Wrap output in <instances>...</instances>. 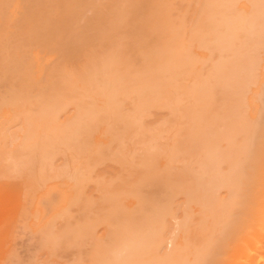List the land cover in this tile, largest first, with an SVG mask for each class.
Segmentation results:
<instances>
[{
  "label": "bare ground",
  "instance_id": "1",
  "mask_svg": "<svg viewBox=\"0 0 264 264\" xmlns=\"http://www.w3.org/2000/svg\"><path fill=\"white\" fill-rule=\"evenodd\" d=\"M13 1L15 2L14 6H17L19 0H13ZM13 1H11V3ZM67 1L68 0H66V3ZM74 1L78 2L79 0H74ZM175 1L178 7L173 6L175 5ZM175 1L172 2L171 0H160V1L157 0L158 3L155 5L156 13H153L154 15L151 13L154 16V18H152L153 20L149 22L152 23V25L151 24L148 25L149 26L148 29L151 32L156 33L158 35L157 42L159 44L158 43H157L158 45L154 44V46L151 45L153 47H151L150 50L148 49L149 53H146L145 56L143 55L145 57L143 64L144 70H142L143 72L139 71L141 70L140 68L137 71H134V73L132 69H131L132 71L128 70L124 72V69L123 71H121V69L117 67L119 65L118 64L119 62H117L119 61V59L116 61L115 59L118 56L122 57V55H118L119 52L117 53L116 51H114V53L117 54L116 58L114 57L115 59L112 56L109 57L110 58L112 57L113 61H115V64L118 65H116L115 68L113 61L112 62L110 61L111 63H113L111 67L110 66L111 63H109L108 61L111 59L108 56L103 55L102 52L103 60L107 58L108 60L106 59V63H109L110 64L109 66L108 65L105 66L106 63L105 64L103 63L104 68L101 71V67L103 66L102 64L103 60H101V62L100 61L98 62L100 63L99 65H101L100 67L98 66L100 68V71H98L99 68L97 66L94 67V65L91 64L92 61L90 62L91 67L93 66L94 70L100 72V74L98 75L99 78L98 76H96L97 78L94 79H88V77L85 78L86 76L84 74L87 73L86 71L85 73L83 71L86 69L85 67L87 65H83V67L85 66L84 67L85 69L83 68V71H81L82 70V68L80 67L81 64H79L80 66L77 67V69H79V71H81V73H83L84 76L81 74L82 76L81 77L79 71H78L79 75L75 76L77 73L76 72L77 69L69 67L70 66L69 65L67 67L71 68V70L68 69L69 70L68 71L66 68L65 69L63 68L66 65L64 63L63 67L54 66L55 68H57L55 69V71H57L58 68L59 70L61 68L63 69V71L67 70L69 74L67 71H65L66 73L62 71L64 75L61 74L62 76L58 77V75H60L58 73L60 72H56L58 74L56 76L58 77L56 80L57 82L56 81L52 82L50 80L51 78L55 77L54 75H52L55 72H53L50 68L52 72L51 73L52 77H50L49 75L48 76L50 77L49 81L51 84L49 85L48 81H47L48 82L47 86L44 85L43 83L42 86L46 87V90L43 89L44 87L42 88L45 91V93L42 92L43 94H41L40 90L38 91L40 92V95H44L46 94V92L56 93L57 95L56 94L54 95L53 93L52 95L49 94V96L54 95V98L56 99L55 101L53 99L54 101L53 104L54 103L57 104L58 101H62L65 103V106H68L66 104L69 103L70 109H73L72 112L70 111V109L66 110L63 107H61V109H58L59 111H57L54 108L55 106L53 107L51 104L46 103L45 102L46 100L44 102L41 101L40 103L39 102L36 103V106L34 104L36 101H34L33 106H35L34 108L35 110H32L31 108L24 109L25 106H23V109H20L21 112L18 113L16 111L19 114L18 115L19 119L16 117V115H4V112H0V156L1 157L3 156V159L0 157V264H40L43 263V261L45 260L46 261L44 262V264H83V263L85 264L86 262H88L89 264H115V262H118L116 264H124V263L126 264V262L128 264H132V262L134 261L133 258L135 259V257L132 256L133 255L136 256L137 254L139 255H137L136 259H138L140 262H138V260H135L134 261L135 263L133 262L134 264H141V262H143L142 264H264V0H197V2L196 0H182L184 1L182 2L183 4L182 6L178 5V3L181 2V0H179L178 3L177 0ZM72 2H73L72 0L69 1V3ZM76 2L75 3L73 2V4L71 5L72 6L75 5ZM111 2L112 0L109 1L108 3ZM93 3L95 2H92V4ZM127 3L129 4L131 3V1ZM36 4L40 5L38 3ZM79 4L81 5V2ZM117 4H116V8H117ZM132 4L134 5V3ZM132 4L131 6L129 5L130 8H128V10L121 6V2L118 5L124 8L125 11L120 7L123 10V12H128L129 9L132 12L134 11L133 9H131ZM31 5L32 4H30V6ZM52 5H54V3ZM87 5L88 4H86L83 7V9ZM33 6L36 7L35 5H32V7ZM70 6H68L69 9L71 8L72 10L73 8V10H75L74 7L77 5H75L74 7H70ZM89 6L90 7L88 6L87 7L88 8L92 7V5ZM151 6L149 7L151 8V11H153L155 8H152ZM190 6L192 7V9ZM8 7L10 6H7V8ZM96 7L97 6L95 5V8ZM101 7L103 8V6ZM189 7L191 11L189 10ZM7 8L5 10H7ZM96 9L93 8L92 12L93 10ZM99 10L100 9H98V11ZM116 11H117L116 13L119 14L118 12L119 10L116 9ZM189 11L192 13L191 15H189L190 14ZM67 12L68 11H66V14ZM109 12H111V10H109ZM33 13H34L33 15L36 14L35 8L33 10ZM49 13L50 12H48V14ZM52 15L53 13L51 14V16ZM123 15L119 16V18L120 17L122 18L120 19V22L117 23V25L118 24L124 25L125 22L123 19ZM126 15H130V12L127 13ZM126 15L124 16L126 17L125 21H129ZM35 16L37 17V15ZM31 17L32 15L30 16V18ZM59 17L62 16L60 15ZM131 17L128 16V18ZM32 18L33 20H31V23L32 21L36 22L35 20L39 21L38 19H35L34 16ZM45 18L43 20L47 21V19L50 20L53 19V16L52 18H49L48 15V17L46 19ZM78 18L80 17L78 16ZM100 18H102V16ZM119 18L117 19L119 20ZM25 19L28 18L26 17ZM39 19L41 20V18ZM50 20H48V22ZM103 20L106 21L105 19ZM95 21L97 20H94L93 22ZM121 21H123V23ZM130 22L131 21L128 22L129 26H130ZM8 23L10 24V21ZM22 23L24 22H22L21 20V24ZM42 23L45 24L44 22ZM53 23L55 26V22ZM112 23H116V20ZM94 24L96 25V23ZM94 24L92 27H95ZM7 25L3 24V27L4 26L7 27ZM28 25L32 26L30 24ZM47 25L48 26L46 27H49V23H47ZM89 25L91 26L92 23L91 24L89 23ZM109 25H107V27ZM26 26L27 24L22 27L25 28ZM41 26L42 24L38 28L35 27L37 30L34 28V30H36L35 36L38 32H40L38 29L40 28L41 30ZM8 27H10V25ZM22 27H20V29H22ZM46 27H44V29ZM50 27H52V24L50 25ZM134 27H136V25ZM28 29L30 30L31 28L28 27ZM6 30L2 29V31H4L2 33L3 35ZM45 31H43V34ZM101 31L99 33H102ZM23 32L26 33V31ZM52 32L55 31L52 30ZM105 32L103 34H105ZM108 32L111 33V31L109 30ZM8 33L10 32L6 31L5 33L6 38L8 36ZM11 34L13 35V33ZM16 34H18L17 31H15V35L13 36L14 38H17V36L20 35V33L17 36ZM1 35H0V42L2 40ZM26 35L25 34L22 35V31H21V35L19 36V38H21L22 36L21 39H23V37H25ZM37 35L44 36L41 34H37ZM47 35L48 36H46L45 39H47V37H49L50 34L47 33ZM55 35L54 36L51 35V36L54 38ZM5 36H2V38ZM57 36L60 37V34ZM57 36L54 39L55 43H56V39H58ZM114 36L116 37V35ZM115 37L114 39H117ZM19 38L15 39V44L17 41L19 42L20 40ZM31 38L33 37L30 36L29 38L30 41ZM11 39L12 37H10V40ZM37 39L39 40V38ZM4 40L6 42H3ZM4 40H2V43L5 44L4 45L5 47L3 46L4 48H1L2 47V43H1L0 50H4L6 52V49L10 45L12 46L13 43L9 42V38ZM27 40H26V44L30 42L29 40L28 41ZM51 42L52 41H50V43ZM6 43H10V44L9 45L7 44L6 46ZM32 43H30V46L28 44L27 47L22 49L21 42H19L20 49H22V51L20 50V55L22 56V59L24 58L23 57L24 55L21 54V52H24V50L26 51L27 48L30 49L29 47L35 45V43L34 44ZM50 43L48 46H46L48 49L49 47H51V45H53ZM22 44L24 45V42H22ZM36 45L38 49L39 47L41 48L43 46L42 44H40L42 46H40L39 44ZM115 45L118 46V44L116 43ZM88 46L89 45H87V47ZM113 46L114 45H112V47ZM34 48L35 50H37L36 47H33L31 48V51H33ZM109 49L110 48H108V51ZM10 50H13V52L17 54V52L15 51L16 49L14 50V45L11 49L9 48L6 53L8 54L11 53ZM88 50H90V48ZM4 51H2V54H0V56L1 55L5 56L6 53ZM47 51L49 52V50ZM60 51L59 53H61ZM13 52L11 54H13ZM92 53H94V51ZM92 53L90 52V55H92ZM8 54H6L5 57L3 56L1 58L4 60L10 57L9 60L7 61L5 60L6 64L4 65H6L7 68L11 67V69L9 70L8 72L9 74L7 75L6 73L7 68L5 66L4 67L1 66L2 69L0 68V70H2L3 72L6 70L4 72L6 74L4 76L2 75L3 77H1V79L3 78L2 80H4V77L6 75L9 77L10 80L12 77L15 78L16 74L18 75L20 74V77L18 75L16 76L17 78L18 77L21 78V76L23 77V75H27V74L29 75L27 71V67L30 66V63L32 64V62H34V61H30L32 59L31 58L32 54L30 55L31 59H25L26 62L30 61V63H28V66L26 65V62L24 60L22 61L21 56L19 57V54L17 56L13 54L14 59H11L13 58L12 55L9 54L11 55L9 56ZM24 54L26 55V53ZM94 54L93 56L96 55ZM90 55L88 56L90 57ZM89 57L87 59H89ZM82 58L85 59L84 56ZM96 58L97 56L95 57V59ZM128 58L130 57L128 56ZM87 59L86 62L88 64L89 61H87ZM121 59L124 60L123 58ZM127 59L125 63L128 62ZM3 60H1V62ZM97 61L98 59L96 60V63ZM130 62L131 61H129L128 64L132 65V63ZM35 64L39 65L37 60H35L34 66H36ZM67 64L69 63L67 62ZM3 68H5V70H3ZM48 68L49 67H47V69ZM12 69L15 70L16 74L13 73L14 71ZM72 69H75V71ZM94 70L93 72H95ZM2 71L0 72L2 73ZM70 71H72L73 75L74 74L75 75L73 76ZM97 71L96 73L98 74ZM138 71L139 73L135 75V72ZM87 72H91L90 68L89 70H87ZM96 73H94V75ZM9 75H12V77ZM28 75L25 77L29 78ZM8 77H5V79L6 78L8 79ZM56 77L54 79H56ZM62 77H65V79L63 78L65 82L62 80ZM59 78H61L62 83L64 82L63 84L61 83V81H59L60 80ZM29 80L31 82L28 83H32L33 79L30 78ZM6 81H2V82L3 83L5 82L6 85L8 83L9 85L10 82H8V80ZM11 81L14 82L13 80ZM22 81L26 82L24 80ZM22 81L20 80V82ZM38 82L36 83L38 84ZM54 82L56 83V85ZM3 83L0 82L2 86L4 85ZM57 83L58 84L61 83V86L60 84L58 86ZM37 84L32 86L34 87L41 86L40 83L38 86ZM12 85L8 87H12ZM13 86L16 87L18 86V84L16 83ZM54 86H56V88ZM62 86H64L63 87L64 89L67 88L69 91L66 89V92H63L64 89L62 88L63 90L57 93L56 91L59 90V88ZM49 89H51L50 90L51 92L49 91ZM52 89L53 90L57 89V90L53 91ZM32 90L33 89H31V91ZM25 91L28 92L27 90ZM0 92L2 93V91ZM26 92L24 94H27ZM9 93H10V89H9ZM48 93L45 96L46 98L44 96L42 98L48 99L47 98ZM12 94H10V97ZM10 97L8 98L10 99ZM21 99H23V96L21 97ZM66 99H69L71 101L67 102ZM49 100L51 102L50 97ZM49 100L47 102H49ZM9 101L13 102V100H9ZM2 102H4V100ZM23 102L21 101V103ZM61 104L63 105V103ZM62 108L65 109L66 112L64 111V113L59 114ZM59 115L63 116V119H61L62 122H60L61 120L60 117H58ZM59 123L60 124L62 123V126L59 125ZM135 148L136 149L139 148L141 150V152H139V150L136 151L139 152V153H135V155H137L136 158H134V156L131 155L132 152H135L133 151L136 150ZM138 154H140V156ZM130 156H132V158H130ZM60 157L64 158V160L61 159ZM138 157H140V159ZM124 158H126L127 164H130L129 166L126 164V162L122 161V159ZM60 159L62 160V162L57 163V161H59ZM86 159L87 160L90 159V161H86L83 163V160ZM92 159L93 161H91ZM138 159L140 160L139 162H137ZM105 160H107L106 162H107L108 170L110 167H112V165L109 167L111 161L113 165H116L118 163L117 165L121 169H124L126 168L125 166H128L132 168V170L133 169L135 170L134 168L135 165V167L137 166L136 168L139 170V172L136 169L137 172L135 171V176H134L133 174L134 172L132 170L128 169L129 171H127V169H124V171H126V173L128 174L126 178V176L121 177L123 176L122 174L124 173H122L118 167L116 168L117 169L116 171L114 170L115 168H113V170L117 173H115V175L113 176L114 174L113 170L112 172L110 171L112 174L108 171L111 174V176H109L108 179L109 181H107L106 178H103V175L100 176L101 174L100 172L99 175L98 173L95 174L96 171L98 170L97 168H100V165L97 163H103ZM91 163H94L95 170L88 171V173H86L87 176L84 174L87 177L86 179L88 181L89 179L93 181V179H96L93 178V175L94 177L98 176V177H102L101 179H105V183L103 182V180H101L102 181L101 182L100 179L95 181L101 183L100 185L101 189H103V192L106 191L107 194L109 193V198L111 196H114V198L111 197L112 203H114L113 199L115 200V198H117L113 206L116 205L119 208V209L117 208L118 211L121 210L120 209L121 208L120 206H122L121 204H123L122 210L124 208H126L127 210L128 208L127 211L124 209L123 211L119 212V215H121L120 213L126 211L125 213L127 219L126 218L125 219L127 221L124 219L125 216L121 215L123 221L125 220L126 223L128 222L129 213L127 214V212L129 211L132 214L134 213V211L137 212L136 209L140 210V211L138 210L139 213L141 211L142 212L144 211V216L141 212L142 215L141 217L140 215H138L139 214L138 212L137 214H134L132 216L130 215V217L131 218L133 217V219L135 215L138 218H135L137 219V222H134L135 219L133 221L130 218L133 224L131 222V225L128 223L127 226L129 227L131 226V228L134 227L135 229L132 228L133 231L131 230V228L129 229L132 232H134V234H136L135 230L137 229L136 231H138V228L140 230L141 226L145 224V221L143 220L149 221L148 222L149 225H143L141 234H139V236L138 235L135 236L136 238L138 236L139 239H137V241L138 242L140 241L141 244H138L136 241L135 243L134 242L132 243V241L131 243H129L125 238L127 244L129 243L128 245L132 248L133 250L132 252L126 246H125L126 247L125 252L122 251L124 253L118 252L122 250V249L121 250L117 249L119 248L117 246V244L120 243L118 242L119 239L123 240L122 237H124V234L125 233L127 234V231L129 232L128 227H127L128 230L127 231L125 230L126 231V232L124 231L125 233L123 232L124 230L123 228L124 226H126V224L125 222L122 223L121 216L118 217L117 216L118 214L116 215V218L118 217L117 220L119 218L120 220L117 221L119 223L115 222V224L117 226L119 225V227L122 225V227H120L121 230L119 227H117L116 225L115 226L116 228H118V230L124 233V234L122 233L123 236L120 234L122 236L121 237L117 232H116L117 234L116 233L113 234V232H111L113 235L116 234V236L119 235V237H121L118 239L117 236L116 239L118 240H116L112 236L118 243L114 241L112 237L109 238L112 239L113 242H116V244L113 243L114 245L110 243V240H106V243H104L105 241H102V243L104 244H107V242L109 241L108 243L111 244V247L109 248L113 249V253L111 249L109 248L107 249L108 247L107 245L106 246L104 245L106 249H103L104 247L101 246L103 244L99 243L100 239L99 242L96 241L98 244L96 243V245L94 246L92 245V247L90 246L91 250L96 249L94 250V252H96L94 254H92L93 252L91 253V251L87 249V247H83L87 245L86 242L84 243V245H81L80 243V242L83 243V239L87 240V236H89L88 238L91 239L92 235L93 234L95 235L94 232H95L96 223H93L94 219L92 220V218L96 216L94 212H93V217L89 218V220L92 223H90L88 218H86L85 220V215L83 217L81 216V213H79V211L80 212L86 211V217L87 216L89 217V215L92 216L91 214H89V210L88 209L84 210L85 208L83 207L86 206L87 204L88 205L90 204V206L93 205L92 203H94V201L92 202L91 199L90 201L91 203L90 202H88L87 204L85 203L86 205L83 204V207L75 206L76 204L81 206L83 203L82 202L81 204H78L79 202L76 201L77 198L81 196L80 190L82 189V187L80 188L81 183H78L77 176L80 177L78 174H80V171H82L80 169H82L83 167H86L85 169H87L88 167L89 168L88 170H90V168L94 166ZM130 171L132 172V174ZM84 172L87 171L85 170ZM89 172L91 174H89ZM137 173L139 174V177L138 175H136ZM171 175H172L171 179H173L174 177V181L177 182L179 181V178H181L180 182L186 180V182H188V185L184 187L181 184V189H180L179 187L180 184L177 186L179 182L175 183L173 181L172 184H169V182H167L168 185L163 184L164 186H166V188L164 187L163 190V186L162 184H160L159 179H161V182H166L169 180L168 178H170ZM112 176L118 177V178L115 177L116 179H118V182L114 181L116 179L112 178ZM133 176L135 179L133 178ZM123 179L126 180L125 183ZM111 180L117 183H113L112 185ZM148 181H150L149 184L147 183ZM122 182L124 185L122 184ZM138 182L139 183L141 182L139 186H138L139 184ZM151 182L152 183L154 182L153 184L155 185L153 186L156 189L159 188L160 191L154 190L153 193L151 189L149 190L151 186ZM155 182H159L160 185H157L158 183L156 184ZM102 183L104 184L102 185ZM90 184H92V182ZM142 184H146V185L148 184V186L150 185L149 187H147L148 192L151 191L150 194L147 192V190H144L147 192V194H145L144 196L151 195L152 197L150 196V198L152 199L155 195H157V198L154 197L155 199H152L150 201L151 203H153V205L155 203L158 205H160V203L162 204V202H160L159 200H164V198L161 197V193H165V192L167 193L165 195L166 197L164 196L165 197L164 202H169L171 200L170 198L173 199L177 198L179 202H177L178 201L177 199L174 201L172 199L171 201L173 202H171L172 204L170 203V205H172L171 207L170 205H168V203H166L168 207H170V209H167L168 207L162 208L160 207L161 205L159 207L156 205L157 209L159 210L156 211L154 210L155 208L153 209L155 211L154 213L156 214L155 217L151 215L150 213L151 211L150 212L149 210L147 211V209L151 208L150 206L152 207L154 206L147 205V207H150L147 208L145 206L146 204L143 201L145 200L143 199V197L138 198L139 196H134L137 194L140 195L139 194L140 190H138V187L140 189L142 187H146V186H142ZM92 185H94V183ZM88 186L90 187L91 185L88 184ZM168 186H170L171 188ZM94 188L95 187L91 189V192L93 190L95 191ZM172 188H177V189L175 190L173 189L172 191L171 190ZM182 188L184 191L182 190ZM168 191L170 193L172 192V194H170ZM167 194H170L169 196L170 198L168 197ZM84 196L85 195L82 194L81 198H85ZM133 197H137L138 200L134 199ZM148 197L149 196H147V198ZM181 197H183V199ZM158 198L159 200H157ZM166 198L168 199V201L166 200ZM119 200L121 202L120 204L118 203ZM124 201L125 203L127 202L125 206H124ZM75 202L77 203L75 204ZM137 202L139 204L138 206L139 208H137ZM71 204H73L74 206L73 205L72 206L76 207V209L72 208V209H68L67 211V208L70 207ZM88 205L86 207L90 208V206ZM116 206L114 207L116 208ZM77 207L81 209L78 211ZM82 208L84 211L82 210ZM73 209L75 212L78 211L79 213L78 216H80L79 220L82 221L81 223H83L81 217L84 218V223L85 222H89V223L86 224L83 223L81 225L78 222L79 220L78 221L70 220L73 221L75 224L74 223L71 224V222L69 221L70 224L68 223L69 224L68 229L65 228L66 226H64L63 224L61 225L57 224L61 226L59 227V233H58L60 235L59 236L57 235V237L63 236V234L65 233L63 229L65 228L66 233L64 234V236L67 235L68 231H69L68 234H72L73 236H75L74 239L73 237L71 238L72 235L69 236L70 238L69 237L67 238L66 236L65 238L63 236L67 240V241L65 240L66 243L69 241L68 244L70 245V247L71 245L73 247L77 245L79 246V248L83 247L86 250H89V252L92 255L91 256L86 255L87 257H89L88 260L85 259V262L81 261L84 258L80 259V255L76 253L79 250V248L76 246L78 250L76 248L75 249L77 251H73L75 250L73 248L72 252H68V253H72V255L76 253V256L79 255L78 256L79 259H77V257H76L77 260L72 259V257H70L71 254H68L71 261L70 262L65 261L64 257L67 253V250L69 251L70 247L68 244H67L68 248L66 247V244L63 245L62 243H65V241L64 239L62 240L61 238L60 239L62 240V243H59L60 244L58 245L59 248H57L56 251L59 252L60 255L57 254L59 255V257L56 256L58 257L56 259L55 257L56 249H54V255H53V250H48V249L46 250V246L48 247V244L44 243L45 241L41 239V237L44 236V234H41L42 236L35 235L41 237L35 238V240L33 241L36 242V243L34 242V246L36 244L38 247L41 246L40 247L41 249L43 247V250L45 248V250L43 251L45 253H42L41 252L42 250L37 248V246L35 247L31 246V248L28 246V244L29 245L33 244V243H29V240L32 239L31 237L32 234L31 233L29 234L28 231V230L32 231L33 225L37 223L39 228L40 227L39 225L42 224L43 227L41 228H43L45 232L44 227L45 226L47 227V225L51 223L50 221L54 219H60V217L58 218L56 217L57 214L64 212L63 214H67L65 216L67 219V216L69 218V215L70 217H72ZM161 209L166 210V211L164 210L165 214H167L168 212L169 213L167 215L162 216ZM94 211L96 212L97 210ZM48 212L53 213L51 218L55 216L54 219L52 218L51 220V218L48 217ZM68 212L70 213L68 214ZM106 212L109 213L108 210H106L104 213L106 214ZM111 212L112 211H110V216L114 217L111 214ZM146 212L149 218L151 216L154 218V221L156 218L158 220L159 219L158 217H160L159 215H161V218L159 219L160 223L156 220L158 222L157 225L154 223V221H151L152 223L150 225L151 218L150 220L149 218L143 219L147 217L145 216ZM154 213L152 212V214ZM168 215L170 216V218ZM110 216L109 218H107L108 220L112 219ZM66 219H61V221ZM107 219L104 218V221ZM141 219L143 220L141 221ZM165 219L167 220L166 222ZM67 221H65V223ZM163 221L165 222V224L167 223L168 225L167 224L162 225L164 223ZM55 222H58V220H56ZM62 222L64 223V221ZM111 222L113 223V221ZM142 222L143 224L140 225V223ZM76 223L79 224V225L77 224L78 227L81 226V228L79 229L81 231H82V226L85 225L82 234L78 233L79 231L78 229L73 228L75 227L74 225H76ZM90 224H93L94 227H92V225L90 226ZM135 226L138 228H136ZM48 227L50 226L48 225ZM56 228H58V226ZM56 228L55 231H57ZM70 228L71 229L73 228L72 231L74 232L77 230V232L76 233L71 232ZM89 230L90 231L92 230L93 234ZM36 231L37 230H33V232ZM38 231L37 233L40 234ZM62 231L64 232L63 234H61ZM131 231L128 233L129 235L127 234L129 239H131L130 238ZM26 232L28 233L26 234ZM102 232L104 233V231ZM25 234H26L25 242H28L27 245L24 244L25 242L23 240L25 238L24 237ZM28 234L31 237V239L29 240L28 238L30 237H28L29 236ZM85 234L86 236L84 238ZM132 234L133 233H131V235ZM47 235L48 233L46 232L45 236ZM52 235L51 237H53ZM127 235L125 236L127 237ZM22 236L24 238H22ZM32 236L34 237V235ZM77 237L80 238L78 239L77 242L78 244L74 243L77 241L76 240ZM47 238H50V236H47L46 239ZM38 239H40V241L43 242L37 243ZM70 241H72L73 244L72 243L70 244ZM54 242L57 243L58 241L56 242L54 240ZM55 243L53 244L55 245ZM127 244L125 242L122 243L123 245L122 248H124V245ZM137 244L138 246L142 247L141 251L139 250L141 247L138 248ZM23 245H26L29 248H26V246ZM61 245L64 246L62 250H60L62 247ZM18 246L23 247L22 249L24 250V252L22 251L21 248H18ZM114 246L117 249V253L119 254L126 253V255L124 256L121 255L122 259L121 258L119 259L118 257L117 261L115 260L117 253ZM35 248L36 250L38 249L40 250V253L42 254L41 256L47 255L46 256L47 259L45 257L44 258L45 260L42 261L43 257L41 259L39 258L41 256L36 254L38 253L39 250L36 252ZM65 248H67V250ZM135 248H137V250ZM29 249L32 253L34 251L36 253L35 252L34 254L30 253ZM85 249L84 252L86 251ZM128 249L130 250L129 252L130 254L126 252L128 251ZM134 250L135 252L139 251L140 253L137 252V254H134L133 253ZM27 251L29 253V257L28 254H26ZM87 253L88 252H86V254ZM131 253L133 255H131ZM81 255L85 257L84 254ZM33 256L36 258L38 256L37 258L38 260H36V258H34ZM61 257L65 262H61L62 260L58 261L59 259H62ZM123 258L126 260H124ZM39 260L42 262L38 263Z\"/></svg>",
  "mask_w": 264,
  "mask_h": 264
},
{
  "label": "rangeland",
  "instance_id": "2",
  "mask_svg": "<svg viewBox=\"0 0 264 264\" xmlns=\"http://www.w3.org/2000/svg\"><path fill=\"white\" fill-rule=\"evenodd\" d=\"M3 0H0V21H1V24H0V35L4 32V31H2V29L3 30H6L7 28V30L6 31H9L10 33H8V36H7V38H6V36H5V33H6V31H5V33H4V35L2 34L1 35V39L2 40H4V39H8L9 38V42H11V43H13L12 44V46L10 47H8L7 49H6V52H7V50L10 48H12L13 47V45H14V50L17 52V54H15V52H13V50H10V52L12 53L13 52V54H15L16 56L19 54V57L21 56L20 55V50L22 51V49H24L25 47H27V45L29 44V46H30V43H32V44H34L36 41H38V42H36L35 43V45L34 46H32V44H31V46L32 47H29L30 49H28L27 48V52H28V55H27V52L24 50V52H21V54H23L24 56V58L22 59V56H21V59H22V61L24 60L25 62H26V60L25 59H31L30 61H34L35 62V60H37L38 61V64L39 65H36V66H34V62H32V64L30 63V61L29 62H26V65L28 66V63H30V66H32V67H30V66H28L27 67V71H28V73H29V78L28 77H25V76H27V75H23V77L21 76V78H19L20 77V74L18 75V74H16L15 73V70L14 69H12L13 71H11V72H13V73H15L16 75H15V78H13L12 77V75H9V76H11L12 78H11V80H13L14 82H12L10 79H9V77L7 76L9 73V70L11 69V67L10 68H7L6 67V65H4V64H6V61L7 60H9V58L10 57H8V58H6V59H2L1 57H3L4 55H1L0 56V68L2 69V67H6L7 68V71L5 70V68H3V70H5L6 71V73H7V75L5 76V77H8V79L6 78L5 79V77H4V80H2L1 79V77H3L6 73H4L2 70H0V71H2V73L0 72V82L1 83H3L2 81H6V80H8V82H10L9 83V85H8V83H7V85L8 86H11L12 84L13 85H15L16 83L18 84V86H13L12 85V87H8L6 84H5V82L3 83L4 85V87L2 86V84H0V89H2V90H0V91H2V93L0 92V99L3 101L4 100V102H2L1 100H0V102H2V103H0V112H4V115H16V117L18 118V113L19 112H21L20 111V109H23V106H25L24 107V109H28V108H31L32 110H35L34 108H35V106H36V103H40L41 101L42 102H44L45 100V102L46 103H49V104H51L57 111H59L58 109H61V107H63V108H65L66 110H68V109H70V106H69V103L68 104H66V105H68V106H65V103L64 102H62V101H58L57 102V104L56 103H54L53 104V102L56 100L55 98H54V95L56 94V93H54V92H52L54 95L53 96H49V94L50 95H52V93H48V92H46V94L48 93V99H44V98H42L43 96L45 97L46 96V94H44V95H40V92H41V94H43L42 92H44L45 93V91L43 90V89H45L46 90V87H44V86H42L43 85V83H44V85H48V82H49V85L51 84L50 83V81H56L57 80V78L59 77V76H62L61 74H63V72L64 73H66L65 71H67L68 69L69 70H71V68H69V67H72V68H75V69H77V67H79L80 65L79 64H81V68H82V70L81 71H83V68L85 67H83V65H87L85 68L87 69V70H89V68H90V71L91 72H87V70L85 69L83 72L85 73V71H86V73L87 74H84L86 77L85 78H87L88 77V79H94V78H97L96 76H98L99 74H100V72H98V71H100V66L101 65H99L100 63H98L99 61L101 62V60H103V55H105V56H112L113 58L115 57L116 58V56H117V54L116 53H114V51H116L117 53H118V55H122V57L121 56H118L116 59H115V61L116 60H118L119 59V61H117V62H119L118 64H115V61H113V58L111 57H109L111 60H108L107 58V60L109 61V63H111L112 61H113V63H114V65H115V68H116V65H118L117 67H119V69H121V71H123V69H124V72L125 71H130L131 69L133 70V73H134V71H137L139 68L141 69V70H139L140 72H143L142 70H144V66H143V64H144V59H145V55H146V53H149V50L151 49V47H153L154 46V44L155 45H158L159 43L157 42L158 40H157V38H158V35L156 34V33H153V32H151L149 29H148V25H152V23H149V22H151L153 19L152 18H154V14L153 13H156V4L158 3L157 2V0H141L142 1V3H141V1L140 0H120V2H121V6L122 7H124L125 9H127L128 10V8H130V6H131V4L132 3H134V5L132 4V7H131V9H133L134 11H130V9H129V11L128 12H123V10H124V8H122L120 5H118V4H120V2H119V0H112V4L111 3H108L109 1H111V0H82V1H78L79 3L81 2V5L78 3V2H76V1H74V0H72L74 3L76 2V4L75 5H77V6H75V5H71V4H73V2L72 3H69V1H71V0H68L67 1V3H66V0L64 1V0H36V1H38V2H36L35 0H19V3L17 4V6H14V4H15V2L13 1V0H11V1H13L12 3H11V1L10 0H4L3 2H2ZM7 1H9V2H7ZM25 1V2H24ZM33 1V2H32ZM48 1V2H47ZM64 1V2H63ZM85 1V2H84ZM87 1V2H86ZM114 1V2H113ZM131 1V3H127V2H130ZM147 1H149V2H147ZM153 1H155V2H153ZM158 1H160V0H158ZM172 2L173 1H175V0H171ZM7 4H6V3ZM34 2H36V3H38V4H40V5H37L36 3H34ZM90 2V3H89ZM92 2H95V3H93L92 4ZM139 3V5H138V3ZM151 2V3H150ZM179 2V0H177V3ZM182 2H184V1H182L181 0V4L180 3H178V5H180V6H182L183 4H182ZM196 2H197V0H196ZM54 3V5H52ZM118 3V4H117ZM150 3V4H149ZM22 4V5H21ZM30 4H32V5H37L36 7H32V5L30 6ZM45 4V5H44ZM71 6H70V5ZM78 4H79V6H78ZM86 4H88L87 6L88 7H90L89 5H92V7L91 8H88L87 6V8L85 7L84 9H83V7L85 6ZM101 4V5H100ZM116 4H117V8H116ZM124 4V5H123ZM125 4H127V5H125ZM137 6H136V5ZM151 4H152V6H151ZM174 4V3H173ZM198 4V3H197ZM13 5V6H12ZM60 5V6H59ZM64 5V6H63ZM95 5L97 6L96 8H98V9H100L99 11H98V9H96L95 8ZM130 5V6H129ZM142 5V6H141ZM154 5V6H153ZM194 5V4H193ZM7 6H10V7H8L7 8ZM12 6V7H11ZM43 6V7H42ZM49 6V7H48ZM57 8H56V7ZM66 6V7H65ZM68 6H70V7H74L75 8V10H73V8H72V10H71V8L69 9V7ZM101 6H103V8L101 7ZM109 6V7H108ZM144 6V7H143ZM149 6H151L152 8H155L154 10H155V12H154V10L153 11H151V8L149 7ZM174 7H178L177 6V4H176V1H175V5H173ZM187 6V5H186ZM192 6V5H191ZM190 6V7H191ZM2 7V8H1ZM5 7V8H4ZM26 7V8H25ZM41 7V8H40ZM51 7V8H50ZM58 7H59V9H60V11H59V9H58ZM77 7H79V8H77ZM106 7V8H105ZM108 7V8H107ZM118 7H119V9H118ZM123 9H121V8ZM184 7V6H183ZM190 7H189V10H190ZM193 7V6H192ZM192 7H191V9H192ZM7 8V10H5ZM29 8V9H28ZM30 8H31V10H30ZM33 8V9H32ZM34 8H35V15H37V17L35 16V15H33L34 13H33V10H34ZM68 8V9H67ZM96 9V10H93V12H92V9ZM102 8V9H101ZM104 8H105V10H104ZM112 8V9H111ZM117 10H119L118 12H119V14L118 13H116L117 11H116V9ZM150 8V9H149ZM49 9H50V11H49ZM52 9V10H51ZM111 10V12H109V10ZM41 10V11H40ZM45 10H46V12H45ZM54 10V11H53ZM76 10H79V11H76ZM82 10V11H81ZM149 10V11H148ZM4 11V12H3ZM39 12V13H37V12ZM66 11H68L67 12V14H66ZM94 11H96V12H94ZM106 11V12H105ZM115 11V12H114ZM125 11V10H124ZM191 11V10H190ZM189 11V12H190ZM7 12V13H6ZM41 12V13H40ZM44 12V13H43ZM48 12H50L49 14H48ZM53 13V19H47V21L46 20H43L45 17L47 18L48 17V15H49V18H52V16H51V14ZM64 12V13H63ZM73 12V13H72ZM81 12H83V13H81ZM98 12V13H97ZM121 12H122V14H121ZM130 12V15L133 17H131L130 15H126L127 13H129ZM135 12H136V14H135ZM140 12V13H139ZM192 12H193V10H192ZM26 13V14H25ZM107 13V14H106ZM123 13H124V15H123ZM126 13V14H125ZM138 13V14H137ZM149 13V14H148ZM153 15H152V14ZM21 14H22V16H21ZM24 14V15H23ZM47 14V15H46ZM87 14V15H86ZM90 14V15H89ZM115 14V15H114ZM192 13L190 12V14L189 15H191ZM3 15V16H2ZM32 15V17L34 16V18L35 19H38L39 21H37V20H35L36 22H34V21H32V23H31V20H33V18L31 17L30 18V16ZM62 16V17H59V16ZM86 15V16H85ZM100 15V16H99ZM121 15H123V19H124V25L122 24L123 23V21H121L122 23V25H120V24H118L117 25V23H119L120 22V19L122 18V17H120L119 18V16H121ZM127 16V19L129 20V21H131L130 22V26H129V21H125V19H126V17H124V16ZM24 16H26L28 19H25L26 17H24ZM58 16V17H57ZM78 16L80 17V18H78ZM97 16V17H96ZM102 16V18H100ZM128 16L129 17H131V18H128ZM139 16V17H138ZM7 17V18H6ZM70 17V18H69ZM83 17V18H82ZM135 17H137V18H135ZM13 18V19H12ZM39 18H41V20L39 19ZM45 18V19H46ZM55 18H56V20H55ZM92 18V19H91ZM100 18V19H99ZM117 18H119V20L117 19ZM151 18V19H150ZM90 19H91V22H90ZM99 19V20H98ZM103 19H105L106 21H104ZM132 19V20H131ZM134 19V20H133ZM137 19V20H136ZM17 20V21H16ZM21 20H22V22H24V23H22L21 24ZM25 20H27V21H25ZM48 20H50L51 22L53 21V22H55V26H54V23L52 22H48ZM85 20V21H84ZM94 20H97V21H95V22H93ZM103 20V21H102ZM112 22H114L115 20H116V23H112ZM10 21V24L8 23ZM19 21V22H18ZM68 21V22H67ZM77 21V22H76ZM118 21V22H117ZM133 21V22H132ZM137 21V22H136ZM140 21V22H139ZM6 22V23H5ZM34 22V23H33ZM42 22H44L45 24H43ZM49 23V27H46V26H48L47 25V23ZM76 22V23H75ZM85 24H84V23ZM104 22V23H103ZM109 22H111V23H109ZM136 22V23H135ZM15 23H16V26H15ZM72 23H74V24H72ZM89 23L91 24L92 23V25L90 26L89 25ZM94 23H96V25L94 24ZM106 23H107V25H109L108 27H107V25H106ZM109 23V24H108ZM134 23V24H133ZM140 23V24H139ZM3 24L4 25H7V27L6 26H4L3 27ZM13 24V25H12ZM27 24V26L24 28V27H22V26H24V25H26ZM28 24H30V25H32V26H29ZM36 24V25H35ZM42 24V26H41V30H40V28L38 29L40 32H42V33H40V32H38L37 34H41V35H44V36H39V35H37L36 34V36H37V38H39V40L36 38V36H35V31L37 30L36 28H38L40 25ZM52 24V27H50V25ZM86 24H87V26H86ZM93 24H94V26L95 27H92L93 26ZM104 24V25H103ZM126 24V25H125ZM10 25V27H8ZM75 25H76V27H75ZM85 25V26H84ZM115 25V26H114ZM129 26V28H128V26ZM136 25V27H134ZM13 26H14V28H13ZM18 26H19V28H18ZM46 27L45 29H44V27ZM73 26V27H72ZM88 26H89V28H88ZM101 26V27H100ZM103 26V27H102ZM112 26V27H111ZM114 26V27H113ZM126 26H127V28H126ZM141 26V27H140ZM143 26V27H142ZM145 26V27H144ZM3 27V28H2ZM20 27H22V29H20ZM28 27L29 28H31L30 30L28 29ZM36 27V28H35ZM42 27H43V30H42ZM87 29H86V28ZM111 27V28H110ZM131 27H132V29H134V30H132L131 29ZM137 27H138V29H137ZM34 28L36 29V30H34ZM57 28V29H56ZM93 28V29H92ZM102 28H104V29H102ZM114 28V29H113ZM122 28V29H121ZM141 28V29H140ZM14 29V30H13ZM17 29V30H16ZM18 29H20L21 31H22V35H26V34H28V35H26L25 37H23V39H21L22 38V36H21V38H19V36L21 35V31L20 30H18ZM48 29V30H47ZM51 29V30H50ZM77 29V30H76ZM84 29V30H83ZM92 29V30H91ZM105 29H106V32H105ZM45 30H47V31H45ZM50 30V31H49ZM52 30L53 31H55L56 32V35H55V32H52ZM83 30V31H82ZM91 30V31H90ZM101 30H104V31H101ZM108 30L109 31H111V33H109L108 32ZM126 30V31H125ZM131 31V33H130V31ZM137 30V31H136ZM15 31H17V33L19 34L20 33V35L19 36H17L18 34H16V36H17V38H19L20 40H19V42H21V48L22 49H20V44H19V42L17 41L16 42V44H15V39H17V38H14L13 36L15 35ZM23 31H26V33H24ZM34 31V32H33ZM43 31H45L44 32V34H43ZM50 33H49V32ZM94 31H96V32H94ZM102 32V33H99V32ZM113 31V32H112ZM116 33H115V32ZM141 31V32H140ZM32 32H33V34H32ZM63 32V33H62ZM81 32V33H80ZM85 32V33H84ZM88 32V33H87ZM94 32V33H93ZM105 32V34H103ZM11 33H13V35L11 34ZM24 33V34H23ZM47 33L48 34H50L49 35V37H47V39H45L46 38V36H48L47 35ZM52 33H54V34H52ZM62 33V34H61ZM92 33V34H91ZM108 33V34H107ZM115 33V34H114ZM11 34V35H10ZM29 34H30V36L31 37H35L34 38V40H33V38H31V41L29 40V38H30V36H29ZM60 34V37L59 36H57V35H59ZM80 34V35H79ZM82 34V35H81ZM86 34V35H85ZM131 34H132V36H131ZM139 34H141V35H139ZM150 34V35H149ZM54 36L55 35V37L57 36L58 37V39H56V43L54 42V39H55V37L53 38L52 36ZM85 35V36H84ZM104 35V36H103ZM114 35H116V37L114 36ZM120 35V36H119ZM153 35V36H152ZM156 35H157V37H156ZM2 36H5V37H3L2 38ZM51 36V37H50ZM101 36V37H100ZM107 36V37H106ZM112 36H114L115 38H117V39H114V37H112ZM10 37H12V39H13V41H12V39L10 40ZM27 37V38H26ZM29 37V38H28ZM68 37V38H67ZM86 37H87V39H86ZM136 37V38H135ZM24 38H26V39H24ZM43 38V39H42ZM50 38V39H49ZM99 38V39H98ZM107 38V39H106ZM120 38V39H119ZM140 38V39H139ZM29 40L30 42H28V44H26V40ZM40 39H42V40H40ZM46 40V42H47V44H46V42H45V40ZM49 39V40H48ZM62 39V40H61ZM65 39V40H64ZM83 39V40H82ZM138 39V40H137ZM145 39V40H144ZM2 40H1V42H0V45H1V43H2ZM23 40V41H22ZM25 40V41H24ZM27 40V41H28ZM36 40V41H35ZM87 40V41H86ZM108 40V41H107ZM126 40V41H125ZM147 40V41H146ZM156 40V41H155ZM50 41H52L51 43H50ZM57 41H58V44H57ZM105 41V42H104ZM107 41V42H106ZM112 42V43H110V42ZM115 41V42H114ZM124 41V42H123ZM139 41V42H138ZM3 42H6L5 40L3 41ZM7 42H8V40H7ZM22 42H24V45L22 44ZM42 42V43H41ZM60 42H62V43H60ZM88 42V43H87ZM104 42V43H103ZM113 42H114V44H113ZM19 44V47H18V44ZM49 43L50 44H53V45H51V47H49V49L46 47V46H48L49 45ZM64 43V44H63ZM115 43L116 44H118V46L117 45H115ZM158 43V44H157ZM7 44L9 45L10 43H6V46H7ZM36 44H42V45H40V46H42L41 48H43V49H41L39 46V49L37 48V45ZM110 44V45H109ZM150 44V45H149ZM5 44L4 43H2V47L1 48H4L5 46H4ZM15 45H16V47H15ZM61 45H62V48H61ZM65 45V46H64ZM74 47H73V46ZM86 45V46H85ZM87 45H89L88 47H87ZM112 45H114L113 47H112ZM140 45V46H139ZM149 45V46H148ZM151 45H153V46H151ZM4 46V47H3ZM64 46V47H63ZM82 46V47H81ZM105 46V47H104ZM108 46H110V47H108ZM115 46H117V47H115ZM33 47H36V49L37 50H35V48H34V50L33 51H31V48H33ZM68 47V48H67ZM87 47V48H86ZM112 47V48H111ZM121 47V48H120ZM146 47V48H145ZM46 48V49H45ZM63 49V50H61V49ZM90 48V50H88ZM96 48V49H95ZM108 48H110L109 49V51H110V53H109V51H108ZM54 51H53V50ZM74 51H73V50ZM92 49V50H91ZM102 51H101V50ZM113 51H112V50ZM119 50V51H117V50ZM149 49V50H148ZM18 50V51H17ZM47 50H49V52L47 51ZM50 50H52V51H50ZM61 50V51H60ZM97 50V51H96ZM105 50V51H104ZM2 51H4V50H0V54H2ZM59 51L61 52V53H59ZM94 51V53L96 54H94V53H92ZM127 51V52H126ZM5 52V51H4ZM5 52V53H6ZM9 52V51H8ZM30 52V53H29ZM51 52V53H50ZM62 52H64L65 53V55H64V53H62ZM87 52V53H86ZM90 52L92 53V55H90ZM99 52V53H98ZM101 52V53H100ZM102 52H103V55H102ZM108 52V53H107ZM113 52V53H112ZM11 53H9V54H11ZM24 53H26V55L24 54ZM42 53V54H41ZM59 53V54H58ZM84 53V54H83ZM89 53V54H88ZM6 54H8V53H6ZM6 54H5V56H6ZM8 54V55H9ZM13 54H11L12 55V57H13ZM32 54V56H31V58H30V55ZM73 54V55H72ZM80 54V55H79ZM90 55V57L88 56V55ZM93 54L95 55V56H93ZM98 54H100V55H98ZM107 54V55H106ZM11 55H9V56H11ZM63 55V56H62ZM68 55V56H67ZM82 55V56H81ZM88 56L89 57V59H87L88 57H86V56ZM144 55V56H143ZM4 56V57H5ZM15 56V57H16ZM28 56V57H27ZM85 57V59L84 58H82V57ZM92 56V57H91ZM97 56V58L95 59V57ZM99 56V57H98ZM104 56V57H105ZM126 56V57H125ZM128 56L130 57V58H128ZM35 57H36V59H35ZM46 57V58H45ZM67 57V58H66ZM74 57H75V59H74ZM94 57V58H93ZM123 58L124 60H122L121 58ZM144 57V58H143ZM64 58V59H63ZM82 58V59H81ZM90 58H93V59H90ZM101 58V59H100ZM128 58V59H127ZM11 59H14V57L13 58H11ZM68 59V60H67ZM86 59H87V61H89L88 62V64H87V62H86ZM95 59V60H94ZM98 59V61H97V63H96V60ZM106 59H104L103 61H102V64L104 63H106ZM120 59H121V61H120ZM126 59H127V61L128 62H126L125 63V61H126ZM135 60V62H134V60ZM1 60H3L2 62H1ZM6 60V61H5ZM61 60V61H60ZM67 60V61H66ZM78 60V61H77ZM21 61V62H22ZM28 61V60H27ZM59 61V62H58ZM85 61V62H84ZM92 61V62H91ZM93 61H95V62H93ZM107 61V62H108ZM111 61V62H110ZM129 61H131L130 63H132V65L131 64H128L129 63ZM135 63V66H134V63ZM4 62V63H3ZM67 62L69 63V64H67ZM76 62V63H75ZM90 62H91V64H93L94 65V67L95 66H99L98 68H95V69H98V71L97 70H94V68H93V66L91 67V64H90ZM121 62V63H120ZM123 62V63H122ZM64 63L66 64L64 67H63V65H64ZM84 63V64H83ZM95 63V64H94ZM109 63H106V65L105 66H109L110 64ZM113 63H111V67H112V65H113ZM54 64V65H53ZM78 64V65H77ZM104 64H103V66L101 67V71L103 70V68H104ZM121 64V65H120ZM127 66H126V65ZM137 64V65H136ZM48 65V66H47ZM70 65V66H69ZM2 66V67H1ZM54 66H56V67H63L64 69L66 68L67 70H65V71H63V69H61L60 68V70H59V68H58V70L57 71H55V69H57V68H55ZM67 66H69V67H67ZM126 66V67H125ZM130 66V67H129ZM30 67V68H29ZM47 67H49L48 69H47ZM89 67V68H88ZM125 67V68H124ZM128 67V68H127ZM13 68V67H12ZM50 68H51V70L53 71V72H55V73H53L52 75H54L55 77L58 75V74H60V75H58V77H56V79H54V78H51V80L49 81V78L50 77H52V75H51V70H50ZM54 68V69H53ZM113 68H114V66H113ZM137 68V69H136ZM143 68V69H142ZM29 69H30V71H29ZM32 69V70H31ZM47 69V70H46ZM75 69H72V70H74L75 71ZM92 69V70H91ZM126 69V70H125ZM68 70V71H69ZM93 70L95 71V72H93ZM131 70V71H132ZM63 71V72H62ZM67 71V72H68ZM78 71H79V69H77L76 70V75L75 76H78L79 74H78ZM81 71H79V73H80V76H81V74L83 75V73H81ZM96 71L98 72V74L96 73ZM139 71L138 72H135V75L137 74V73H139ZM56 72H60V73H56ZM71 72V74L73 75V72L72 71H70ZM48 73V74H47ZM50 73V74H49ZM94 73H96L95 75H94ZM10 74H12V73H10ZM56 74V75H55ZM68 74H69V72H68ZM68 74H65V75H68ZM3 75V76H2ZM19 76L18 78L16 77V76ZM35 75V76H34ZM50 77H49V76ZM64 75V74H63ZM73 75V76H74ZM83 75V76H84ZM134 75V74H133ZM13 76H14V74H13ZM79 76V77H80ZM66 77V76H65ZM65 77H62V80H63V78L65 79ZM82 77V76H81ZM17 78V79H16ZM23 78V79H22ZM33 79L32 80V83H28V82H31L29 79ZM41 78H43V79H41ZM48 78V79H47ZM98 78H99V76H98ZM22 81V80H24V81H26V82H20V80ZM26 79H28V80H26ZM52 79H54V80H52ZM60 80L59 81H61V78H59ZM10 80V81H9ZM41 80V81H40ZM15 81H16V83H15ZM38 81H40V82H38ZM48 81V82H47ZM64 82H65V80H63ZM67 81V80H66ZM7 82V81H6ZM36 82H38V84L36 83ZM57 82V81H56ZM63 82V83H64ZM25 83H28V84H25ZM39 83H40V87L38 86L39 85ZM47 83V84H46ZM55 83V82H54ZM61 83H62V81H61ZM61 83H59L60 84V86H61ZM62 83V84H63ZM21 84V85H20ZM31 84V85H30ZM35 84H37V86L38 87H34V86H32V85H35ZM58 84V83H57ZM59 84H58V86H59ZM27 87H26V86ZM54 85V84H53ZM55 85H56V83H55ZM66 85V84H65ZM64 85V86H65ZM67 85H68V83H67ZM7 86V87H6ZM22 86V87H21ZM23 86H25V87H23ZM29 86H30V88H29ZM64 86H62V87H58L59 88V90H57V89H54L57 93L60 91H62L64 88ZM14 87V88H13ZM21 87V88H20ZM44 87V88H43ZM55 88H56V86H54ZM7 88V89H6ZM18 88H19V90H18ZM22 88H23V90H22ZM26 88V89H25ZM28 88V89H27ZM43 88V89H42ZM49 88H51V87H49ZM63 88V89H62ZM66 88V87H65ZM9 89H10V93H9ZM31 89H33L32 91H31ZM36 89V90H35ZM42 89V90H41ZM67 89V88H66ZM66 89H64V91L63 92H66ZM8 90V91H7ZM22 90V91H21ZM25 90H27L28 92H26ZM40 90V92H38ZM48 90V89H47ZM51 89H49V91H50ZM53 90V89H52ZM53 90V91H54ZM68 90V89H67ZM6 91V92H5ZM11 91H13V92H11ZM24 91V92H23ZM35 91V92H34ZM69 91V90H68ZM67 91V92H68ZM27 93V94H24V93ZM51 92V91H50ZM62 92V93H63ZM4 93H5V96H4ZM9 93V94H8ZM13 93V94H12ZM16 93H19V94H16ZM31 93V94H30ZM36 93H37V95H36ZM10 94H12L11 95V97H10ZM16 96H15V95ZM68 94V93H67ZM3 95V96H2ZM9 95V96H8ZM18 95V96H17ZM31 95V96H30ZM32 95H34V96H32ZM57 95V94H56ZM20 96V97H19ZM23 96V99H21V97ZM26 96V97H25ZM37 96V97H36ZM40 96V97H39ZM3 97V98H2ZM8 97H10V99L8 98ZM34 97H36V98H34ZM49 97H50V99H51V102H50V100H49ZM52 97V98H51ZM56 97V96H55ZM5 98V99H4ZM7 98V99H6ZM17 98V99H16ZM26 98V99H25ZM33 98V99H32ZM42 100H41V99ZM46 98V97H45ZM13 100V102L12 101H9V100ZM53 99H54V101H53ZM17 100H18V102H17ZM32 100V101H31ZM49 100V102H47ZM67 100V102L69 101H71V100H69V99H66ZM21 101L23 102V101H25V102H23V103H21ZM34 101H36L35 103H34ZM63 103V105L61 104V103ZM66 102V103H67ZM75 102H77V101H75ZM5 103V104H4ZM6 103H7V105H6ZM9 103V104H8ZM13 103V104H12ZM35 104V106H33L34 104ZM2 104H3V106H2ZM59 104H60V106H59ZM5 105V106H4ZM10 105V106H9ZM18 105H19V107H18ZM28 106V107H27ZM67 107V108H66ZM19 108V109H18ZM62 108V110H60V113L59 114H61V113H64V111L66 112V110L65 109H63ZM18 113H17V112ZM70 111L72 112L73 111V109H70ZM31 112V111H30ZM71 112H69V113H71ZM68 113V114H69ZM58 117H60V120L61 119H63V116H61V115H59ZM62 117V118H61ZM19 119V118H18ZM60 122H62V120L60 121ZM59 125H61L62 126V123L60 124L59 123ZM63 129V128H62ZM136 149V148H135ZM139 150V152H141V150L139 149V148H137L136 150H133V151H135V152H132V156H134V158H136V156L137 155H135V153H139V152H136V151H138ZM134 154V155H133ZM141 154V153H140ZM140 154H138L139 156H140ZM61 156V155H60ZM132 156H130V158H132ZM1 157V156H0ZM59 157V156H58ZM2 159H3V156L1 157ZM61 158V157H60ZM133 158V159H134ZM139 159H140V157H138ZM142 158V157H141ZM61 159H63L64 160V158H61ZM59 160V161H57V163H61L62 162V160ZM138 159V161L137 162H139L140 160ZM9 160V159H8ZM137 160V159H136ZM136 160H133V161H136ZM86 161H90V159L89 160H83V163L84 162H86ZM91 161H93V159L91 160ZM107 160H105L103 163H97V164H99L100 165V168H97L98 170L96 171V173L95 174H97L98 173V175L100 174V176H102L103 175V178H106V180L107 181H109L108 179H109V176H111V172H112V170H113V168H115L114 170L116 171L117 169V167L119 168V170L122 172V173H124V174H122L123 176H121V177H125L126 176V178H127V173H126V171H124V169H127V171H129V170H132V168H130V167H128L130 164H127V162H126V158H124V159H122V161L123 162H126V164L128 165V166H125L126 168H124V169H121L117 164L116 165H113L112 163H111V161H110V165H109V167L112 165V167H110L109 168V170H108V168H107V162H106ZM128 161V160H127ZM113 162V161H112ZM122 162V163H123ZM90 163V162H89ZM109 163V162H108ZM120 163V162H119ZM130 163V162H129ZM91 164H93L94 165V163H91ZM124 164V163H123ZM131 164H132V162H131ZM92 165V166H93ZM122 165V164H121ZM125 165V164H124ZM134 165V164H133ZM83 166V165H82ZM84 166H85V164H84ZM86 166H87V164H86ZM97 166V165H96ZM90 167V166H89ZM95 165L92 167V168H90V170H88L89 168L87 167V169H85L86 167H83L82 169H80V170H82V171H80V174H78L80 177H78L77 176V180H78V183H81V186H80V188L82 187V189L80 190L81 191V196H79L78 198H77V202H79L78 204H81L82 202V205L80 206V205H77L76 203L77 202H75V206H79V207H83V204H87L88 202H90L91 201V199H92V202L94 201V203H92L93 205H94V207H95V205H96V207L94 208L93 207V205H91L90 206V204L88 205V206H90V208L89 207H86V206H84L83 208H85L84 210H89V214H91L92 216H90L89 214H87V215H89V217L87 216L86 217V211H84L83 210V208H82V210L84 211V212H80L79 210L81 209V208H78V211H79V213H81V216H83L84 217V215H85V220H86V218H88V220H89V218H91V217H93V212H94V214L96 215L94 218H92V220L94 219V222L93 223H96V225H95V235L92 233V230L90 231L92 234H90V235H92V238L91 239H89L88 237L89 236H87V240L85 239H83V243L82 242H80L81 243V245H84V243L86 242V244L87 245H85V246H83V247H87V249H89L90 251H91V253L92 254H94V253H96V252H94V250H96V249H93V250H91L90 248L92 247V245L94 246V245H96V243L97 242H99V239H100V242L99 243H101V244H103V245H101V246H103L102 248L103 249H106V245L108 246L107 247V249L109 248V247H111V244H116V240H118L119 238H121L122 236H123V234L129 229V228H131V226L129 227V226H127V224L129 223L130 225H131V222H132V220L134 221V219L135 218H138V217H136V215L134 216V219H133V217L131 218L130 217V215L132 216V215H134V214H137V212L139 213V211L136 209V207H135V209H136V211L137 212H135L134 211V213L132 214V213H130V211L129 212H127V214L129 213V220H128V222L126 223V211L128 210V208H127V210H126V208H124L126 211L125 212H122V213H120L122 216H125L124 217V219L126 220H124L123 221V218H122V216L121 215H119V212L120 211H123L122 210V206H123V204H121L122 206H120L121 208V210L120 211H118V207L116 206V205H114V206H116V208L113 206V204H115V200L117 199V198H115V200L113 199V201H114V203H112V198H114V196H111L110 198H109V193L107 194L106 193V191H105V189H104V191L105 192H103V189H101V183H99L98 181H95V180H98V179H100V181L101 180H103V182L105 183V179H101L102 177H98V176H95L94 177V175H93V178H96V179H93V181L91 180V179H89V181L86 179L87 177V174L86 173H88V171H92V170H95ZM132 167V166H131ZM137 167V166H136ZM135 167V165H134V168H135V170L133 169L132 171L134 172L133 174H134V176H135V171H136V168ZM80 168H81V165H80ZM112 168V169H111ZM129 169V170H128ZM87 171V172H84V171ZM113 170V176L115 175V173H117V172H115ZM111 173H109V172ZM137 171L139 172V170L137 169ZM136 171V172H137ZM172 171V170H171ZM175 171V170H174ZM95 172V171H94ZM100 172V173H99ZM120 172V173H121ZM131 172V171H130ZM81 173H82V175H84V176H82L81 175ZM93 173V172H92ZM110 175H109V174ZM173 173H175V172H173ZM89 174H91L90 172H89ZM94 174V173H93ZM119 174V173H118ZM131 174H132V172H131ZM172 174V173H171ZM136 175H138V177H139V174L137 173ZM92 176V175H91ZM106 176V177H105ZM112 176V178H115L116 176H118V175H116L115 177H113ZM120 176V175H119ZM132 176V175H131ZM134 176H133V178H134ZM90 177V176H89ZM121 177H119V178H121ZM154 177V176H153ZM152 177V178H153ZM112 178H110V179H112ZM116 178H118V177H116ZM115 178V179H116ZM125 178V179H126ZM151 178V177H150ZM172 178V175H171V177L170 178H168L169 180L168 181H166V182H161V179H159L160 180V184H162V186H163V190H164V187L166 188V186H164L163 184H166V185H168L167 184V182H169V184H172L173 183V181H174V177H173V179H171ZM129 179V178H128ZM131 179V178H130ZM135 179V178H134ZM133 179V180H134ZM137 179V178H136ZM148 179V178H147ZM180 179L181 178H179V181H174L175 183H178L177 184V186L179 185V187H180V189H181V184L184 186V187H186V185H188V182H186V180L185 181H183V182H186V183H183V182H180ZM184 179V178H183ZM90 180H91V182H92V184L94 183V185H92V184H90L91 182H90ZM124 180V179H123ZM132 180V181H133ZM153 180V179H152ZM155 180V179H154ZM172 180V181H171ZM106 181V182H107ZM112 181V180H111ZM114 181H117L118 182V179H116V180H114ZM125 181L126 180H124V183H125ZM131 181V180H130ZM156 181V180H155ZM90 182V183H89ZM98 182V183H97ZM102 182V181H101ZM117 182H113L112 181V185H113V183H117ZM128 182V181H127ZM171 182V183H170ZM89 185H91L90 187L88 186V184ZM104 183H102V185L104 184ZM121 183V182H120ZM139 183V182H138ZM141 183V182H140ZM140 183L138 184V186L140 185ZM143 183V182H142ZM148 184L150 183V181H148L147 182ZM154 183V182H153ZM152 182H151V186H150V188H149V190L151 189V191H153V193H154V190H157V191H160V189L159 188H155L153 185H155V184H153ZM157 185H160L159 184V182H155ZM111 184V183H110ZM122 184H123V182H122ZM135 184H136V182H135ZM148 184L146 185V184H142V186H146V187H142L141 189L138 187V190H140L139 191V194L140 195H134V196H139L138 198H141V197H143V199H145V200H143L144 201V203L146 204L145 206L147 207V205L149 206V205H153V203H151L150 201L152 200V199H155L154 197H156L157 198V195H153L154 197L151 199L150 198V196L151 195H146V196H144L145 194H147V192H148V189H147V187H149L148 186ZM185 184V185H184ZM109 185V184H108ZM124 185V184H123ZM129 185V184H128ZM176 185V184H175ZM175 185H173V186H175ZM132 186V185H131ZM162 186H161V188H162ZM176 186V187H177ZM92 187V188H91ZM93 187H95L94 189H95V191L93 192H91V189H93ZM136 187V186H135ZM134 187V188H135ZM141 187V186H140ZM159 187V186H158ZM168 187H170V186H168ZM110 188V187H109ZM132 188V187H131ZM130 188V189H131ZM146 188V189H145ZM152 188H154V189H152ZM171 188V187H170ZM108 189V188H107ZM133 189V188H132ZM169 189V188H168ZM173 189L175 190V189H177V188H172L171 190L173 191ZM180 189H178V190H180ZM144 190H147V192L146 191H144ZM182 190H183V188H182ZM186 190V189H185ZM135 191V190H134ZM150 191V192H151ZM167 191V190H166ZM184 191V190H183ZM146 192V193H145ZM150 192H148L149 194H150ZM163 192V191H162ZM165 192V191H164ZM169 192V191H168ZM115 193V192H114ZM123 193V192H122ZM135 193V192H134ZM152 193V194H153ZM159 193V192H158ZM166 193L167 192H165V193H161V197H163L164 198V200H165V195H166ZM170 193V192H169ZM187 193V192H186ZM80 194V193H79ZM82 194H84L85 196V198H81L82 197ZM112 194V193H111ZM164 194V195H163ZM170 194H172V192L170 193ZM170 194H167L168 195V197L170 196ZM121 195V194H120ZM160 195V194H159ZM163 195V196H162ZM181 195V194H180ZM183 195V194H182ZM126 196V195H125ZM124 196V197H125ZM129 196H131V195H129ZM147 196H149L148 198H147ZM165 196V197H164ZM185 196V195H184ZM120 197V196H119ZM127 197V196H126ZM152 197V196H151ZM160 197V196H159ZM176 197H178V196H176ZM128 198V197H127ZM130 198V197H129ZM134 199H137L138 200V198L137 197H133ZM162 198V199H163ZM170 198V197H169ZM182 199H183V197H181ZM93 199H95V200H93ZM171 200L173 199V198H170ZM169 199V200H170ZM177 199V198H176ZM175 198L173 199V201L174 200H176ZM120 200H122V199H120ZM120 200L118 201V203L120 204L121 202H120ZM124 200V199H123ZM140 200V199H139ZM157 200H159V198L157 199ZM164 200H159L160 202H162V204L160 203V205H158V204H154L153 206L154 207H152V206H150V207H147V208H150V209H147V211L149 210V212L151 213V215H153V216H155L156 217V214L154 213L155 211L154 210H159V209H157V206L159 207H162V208H167L168 207V205H170V203L171 202H173V201H169V202H164ZM166 200L168 201V199L166 198ZM178 200V199H177ZM141 201H142V199H141ZM149 201V202H148ZM182 201V200H181ZM123 202V201H122ZM139 202V201H138ZM138 202H137V208H139L138 206H139V204H138ZM153 202V201H152ZM176 202V201H175ZM177 202H179V200L177 201ZM74 203V202H73ZM91 203V202H90ZM127 203V202H126ZM125 201H124V206H125ZM142 203V202H141ZM140 203V204H141ZM143 203V204H144ZM166 203H168V205L166 204ZM118 204V205H119ZM172 204V203H171ZM177 204V203H176ZM73 204H71L70 205V207L72 206ZM157 205V206H156ZM164 207H163V206ZM173 205H174V203H173ZM74 206V205H73ZM68 207L67 208V211H68V209H72V208H74V209H76V207ZM172 205H170V207H171ZM170 207H168L167 209H170ZM97 208H99V209H97ZM111 208V209H110ZM118 208V209H117ZM141 208V207H140ZM155 208V209H154ZM74 209H73V214H72V217H70V215H69V218H68V216H67V219H68V221H67V219H66V215L67 214H63V213H59V214H57V218L58 217H60V219H54V217H52L54 220H52V218H51V216L53 215V213L52 212H48V217H50L51 218V220L52 221H50L51 223H49L48 225L50 226V227H48V225H47V227L45 226L44 227V229H45V232H44V230H43V228H41V227H43V225L42 224H40V223H38V224H40L39 226V228H38V225H37V223L35 224V225H33V227H32V231L31 230H28L29 231V234L31 233L32 235H34V237L31 235V237H32V239H31V237H30V235L28 236V237H30V238H28V240L29 239H31V240H29V243H33V244H28V242H25V239H26V234L28 233V232H26V234H25V238L22 236V238H24L23 240H24V244H28V246L31 248V246H34V242L35 241H33V240H35V238H40L42 235L41 234H44V236H42L41 237V239L43 240V241H45L44 243H47L48 244V247L46 246V250L48 249V250H53V255H54V249H56L55 250V252L57 251V248H59V246L58 245H60L59 243H62V240L64 239V241L66 240L65 238L67 237H69L70 235H72V234H68V232H67V235H65L64 236V234L66 233V229L65 228H67L68 229V225L70 224V222H71V224L72 223H74L73 221H70V220H75V221H78L80 218V216H78L79 215V213H78V211H74ZM103 209V210H102ZM108 210V212L109 213H107L106 212V214L104 213L106 210ZM110 209V210H109ZM135 209H133V210H135ZM154 209V210H153ZM94 210H97L96 212L94 211ZM144 210H145V207H144ZM162 211V216L163 215H167V214H165L164 213V210L165 209H161ZM92 211V212H91ZM104 211V212H103ZM110 211H112L111 212V214L114 216V217H111L110 216ZM166 211V210H165ZM170 211V210H169ZM71 212H72V210H71ZM88 212V211H87ZM91 212V213H90ZM131 212H133V211H131ZM142 212V211H141ZM141 212L138 214V215H140V217L142 216L141 215ZM148 212V213H149ZM152 212L154 213V214H152ZM159 212V211H158ZM70 212H68V214H69ZM77 213V214H76ZM82 213H84V214H82ZM164 213V214H163ZM63 214V215H62ZM75 214V215H74ZM118 214V215H117ZM142 214H143V216H144V211L142 212ZM60 215H62V216H60ZM116 215L118 216V217H120L121 216V221H122V223L123 222H125V224H126V226H124V230H123V232L122 231H120L121 230V228L120 227H122V225L119 227V225L117 226L116 224H115V222H117L118 220H120V218L117 220V218H116ZM148 214H147V212H146V215L145 216H147ZM161 215H159L160 217H158L159 219L161 218ZM170 215V214H169ZM168 215V216H169ZM78 217V218H75V217ZM105 216H108V217H105ZM109 216L112 218H110L111 220H108L107 218H109ZM150 216V215H149ZM168 216H167V218H168ZM83 217H81V220H83V223H84V218ZM83 218V219H82ZM104 218L105 219H107V220H105L104 221ZM130 218L132 219V220H130ZM149 217L147 216V217H145V218H143V219H148ZM150 218H151V220H150ZM149 218V220H150V225H151V221H154V218L151 216ZM153 218V219H152ZM163 218V217H162ZM165 218H166V216H165ZM169 218H170V216H169ZM61 219H66V220H62V221H64V223L61 221ZM143 219H141V221L143 220ZM157 220V218L155 219V221L157 220L159 223H160V220ZM56 220H58V222H55ZM60 220V221H59ZM139 220V219H138ZM163 220V219H162ZM65 221H67L66 223H67V225H66V223H65ZM70 221V222H69ZM90 221V220H89ZM107 221V222H106ZM110 221V222H109ZM111 221H113V223L111 222ZM120 221V222H121ZM140 221V222H141ZM143 221H145V224H143V222L142 223H140V225H149V221H146V220H143ZM154 221V223L157 225V221L155 222ZM167 220L165 219V222H166ZM62 222V223H61ZM79 222V224H83V223H81L82 221H78ZM134 222H137V219H135V221ZM139 222V221H138ZM146 222H147V224H146ZM162 222V221H161ZM164 222V221H163ZM165 222L162 224V225H166L165 224ZM54 223H55V225H56V227L58 226V228H56L55 227V225H54ZM69 223V224H68ZM86 223H89V222H85L84 224H86ZM90 223H92L91 221H90ZM117 223H119V222H117ZM121 223V224H122ZM153 223V224H154ZM51 224V225H50ZM57 224H59V225H61V224H63L64 226H66L64 229H63V231H65V233L62 231V233L61 234H63V236L65 237H57V235L59 236L60 234H58L59 233V227H61V226H59V225H57ZM75 224V223H74ZM73 224V225H74ZM78 223H76V225H74L75 227H73V228H75V229H80L81 228V226H79L78 227V225H77ZM132 224H133V222H132ZM139 224V223H138ZM152 224V225H153ZM54 227H53V226ZM63 225H62V227H63ZM92 225V227H94V225L93 224H90V226ZM98 225V226H97ZM117 227H119L120 228V230H118V228H116V226ZM136 225H137V223H136ZM143 225L141 226V228H140V230H139V225H138V227H136V228H138V231H136L135 230V233L136 234H134V232H132L133 231V229H135L134 227H132L131 228V230L129 229V232L131 231V233H133L132 235H131V233H130V238L131 239H129V237H128V231H127V234L125 233L124 234V237H122V239L123 240H120L119 239V241L118 242H120V243H118L117 244V246L119 247V248H117V249H122L121 251H118L119 253H124L125 252V250H126V247L127 248H129L130 250H131V252L133 251L132 250V248L128 245L129 243H131V241H132V243L134 242L135 243V241L138 243V244H141V242L139 243L138 241H137V239H139L138 238V236H139V234H141V232H142V229H143ZM160 225V224H159ZM168 225V224H167ZM70 226H72V225H70ZM77 226V227H76ZM52 227V228H51ZM85 227V225H83L82 226V231L81 230H79L78 231V233H83V231H84V228ZM86 227H87V225H86ZM101 227H102V230H101ZM126 227V228H125ZM127 227H128V229H127ZM38 228V229H37ZM55 228H56V230L57 231H55ZM72 228V229H73ZM104 228V229H103ZM54 229V230H53ZM62 229V228H61ZM72 229L70 228V231L71 232H74V231H72ZM86 229V228H85ZM33 230H39L38 232L40 233V234H38L37 233V231L36 232H33ZM40 230H41V232H40ZM43 230V231H42ZM53 231V232H52ZM55 231V232H54ZM61 231V230H60ZM81 231V232H80ZM87 231V230H86ZM102 231H104V233L102 232ZM140 231V232H139ZM42 232H44V233H42ZM46 232L48 233V235L47 236H50V238L51 239H54L57 243H55L54 242V240H51L50 238H47L46 239V237L47 236H45L46 235ZM50 232V233H49ZM77 232V230L74 232V233H76ZM110 232V233H109ZM111 232H113V234L114 233H118L121 237H119V235H117L118 236V239H116V234L115 235H113ZM121 232V233H120ZM139 232V233H138ZM52 233H53V235H52ZM54 233H56V234H54ZM73 233V234H74ZM77 233V234H78ZM88 233V232H87ZM96 233H98V234H96ZM101 233H102V235H104V236H102L101 235ZM107 233V234H106ZM123 233V234H122ZM109 234V235H108ZM35 235H41L40 237H38V236H35ZM51 235L53 236V237H51ZM75 235V234H74ZM125 235H127V237L125 236ZM136 235H138L137 236V238L135 237ZM56 238H55V237ZM85 236H86V234L84 235V238H85ZM102 236V237H101ZM116 239H114L113 237ZM133 236V237H132ZM73 237V239H74V237L75 236H71V238ZM99 237H101V238H99ZM106 237V238H105ZM109 237H112V239H114V241H116V242H113L112 241V239H110ZM135 237V238H134ZM140 237H141V235H140ZM62 240H61V239ZM70 238V237H69ZM103 238V239H102ZM109 238V239H108ZM125 238H126V240L129 242L128 244H127V242H126V240H125ZM58 239V240H57ZM78 239H80L79 237H77V241L76 242H74V243H77L78 242ZM134 239H136V240H134ZM23 240H22V242H23ZM28 240H26V241H28ZM72 240V239H71ZM94 240H95V243H94ZM106 240H110V243L111 244H109L108 242H107V244H104V243H106ZM32 241V242H31ZM43 241H40V239H38V241H37V243H40V242H43ZM67 241V240H66ZM66 241H65V243H62L63 245H65L66 244V247H67V244L69 243V241L66 243ZM75 241V240H74ZM97 241V242H96ZM102 241H105L104 243H102ZM112 241V242H111ZM127 244V245H124V248H122V243H124V242ZM21 242V241H20ZM55 243V245L53 244V243ZM92 242V243H91ZM36 243V242H35ZM44 243H43V245H44ZM73 244V242L72 241H70V244ZM94 243V244H93ZM21 244H23V243H21ZM20 244V245H21ZM47 244H45V245H47ZM51 244H52V247H51ZM78 244V243H77ZM98 244V243H97ZM113 244V245H114ZM138 244H137V247L139 248V247H141V246H138ZM26 245H23V246H26ZM40 245H42V244H40ZM39 245V246H40ZM69 245V244H68ZM75 245V244H74ZM105 245V246H104ZM120 245V246H119ZM28 246H26V248H29ZM35 246H37L36 244H35ZM34 246V247H35ZM57 246V247H56ZM62 246V245H61ZM77 246V245H76ZM72 246L71 245V247H70V245H69V251L67 250V248H65L66 250H67V253H66V255L65 254H63V255H65V261H71V259L69 258V255L68 254H71L72 255V253H68V252H72V250H73V248L75 249H77V247L79 248V246ZM91 246V247H90ZM126 246V247H125ZM129 246V247H128ZM134 246V245H133ZM135 246H136V244H135ZM143 246V245H142ZM33 247V248H34ZM41 247V246H40ZM40 247H38L37 246V248H39V249H41ZM45 247V246H44ZM82 247V246H81ZM79 248V250H81V251H79L78 249V251L75 249V250H73V251H77L76 253L77 254H79L80 255V259H82V258H84V259H82L81 261H83V262H85V259H87L88 260V258L89 257H87V256H91L92 254L89 252V250H86L85 248ZM18 248H23V247H20V246H18ZM26 248H25V251H26ZM32 248V249H33ZM62 248H64V246H62L61 247V249L60 250H62ZM113 248V247H112ZM114 248H115V250H116V253H117V249H116V247L114 246ZM21 249H19V250H21ZM38 249V250H39ZM84 249L86 250L85 252H84ZM109 249H111V248H109ZM128 249V251H126V252H130V250ZM133 249H134V247H133ZM136 250H137V248H135ZM28 250V249H27ZM35 250H36V248H35ZM38 250H36V252L38 251ZM42 251V253H45V252H43L44 250H45V248H44V250H43V247H42V249H41ZM64 250V249H63ZM71 250V251H70ZM112 250V253H113V249H111ZM140 251L142 250V247L139 249ZM22 251L24 252V250L22 249ZM21 251V252H22ZM29 251H30V249H29ZM34 251V250H33ZM122 251H124V252H122ZM35 252V251H34ZM34 252L32 253L31 251H30V253H32V254H34ZM35 252V253H36ZM79 252V253H78ZM84 252V253H83ZM86 252H88L87 254H86ZM137 252H139V251H137ZM137 252H135V250H134V254H137ZM38 253H40V250L38 251ZM38 253H36L37 255H39V256H41L42 254L40 253V254H38ZM61 253H62V251H61ZM76 253L74 254V252H73V254L75 255H70V257H72V259H76V257H77V259H79L78 258V256H76ZM119 253H117L116 255V261H117V258L119 257V259L121 258L122 259V256L121 255H126V253L125 254H119ZM140 253V252H139ZM26 254H28V257H29V253H28V251H27V253ZM56 255H55V257L56 256H58L59 257V255H60V253L59 252H56L55 253ZM57 254H59V255H57ZM81 254H84V256L85 257H83ZM119 254V255H118ZM130 254V253H129ZM23 255H24V253H23ZM31 255V254H30ZM46 255V254H45ZM63 255H62V257H63ZM68 255V256H67ZM87 255V256H86ZM131 255H133L132 253H131ZM137 255H139V254H137ZM137 255L136 256H132V257H135V259L133 258V260L135 261V260H138V259H136V257H137ZM144 255V254H143ZM143 255H142V257H143ZM27 256V255H26ZM47 256V255H46ZM46 256H41V257H39L40 259L42 258V261L43 260H45L44 258L46 257ZM128 256V255H127ZM130 256V255H129ZM34 257V256H33ZM32 257V258H33ZM58 257H56V259L58 258ZM61 257V258H62ZM87 257V258H86ZM126 257V256H125ZM124 257V258H125ZM131 257V256H130ZM142 257H141V259H142ZM31 258V259H32ZM34 258H36V257H34ZM37 258H38V256H37ZM36 258V260H38ZM123 258V259H124ZM140 258V257H139ZM46 259H47V257H46ZM67 259V260H66ZM70 259V260H69ZM76 259V260H77ZM131 259V258H130ZM129 259V260H130ZM60 260H62L61 262H65L64 260H63V258L62 259H59L58 261H60ZM124 260H126V259H124ZM128 260V259H127ZM42 261H38V263H40V262H42ZM46 261V260H45ZM45 261H43V263H40V264H44V262ZM73 261V260H72ZM123 261V260H122ZM133 261V262H134ZM132 262V261H131ZM132 262V264H134ZM138 262H140L139 260H138ZM36 263H37V261H36ZM116 263H118V262H115V264ZM121 263V262H120ZM143 262H141V264H142ZM84 264V263H83ZM85 264H89L88 262H86ZM125 264V263H124ZM126 264H128L127 262H126Z\"/></svg>",
  "mask_w": 264,
  "mask_h": 264
}]
</instances>
